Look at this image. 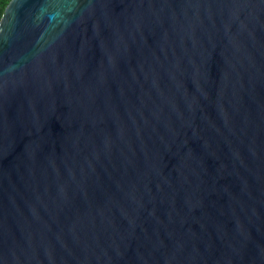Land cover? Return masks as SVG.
Here are the masks:
<instances>
[{
  "label": "water",
  "instance_id": "1",
  "mask_svg": "<svg viewBox=\"0 0 264 264\" xmlns=\"http://www.w3.org/2000/svg\"><path fill=\"white\" fill-rule=\"evenodd\" d=\"M0 264H264V0H7Z\"/></svg>",
  "mask_w": 264,
  "mask_h": 264
},
{
  "label": "trees",
  "instance_id": "2",
  "mask_svg": "<svg viewBox=\"0 0 264 264\" xmlns=\"http://www.w3.org/2000/svg\"><path fill=\"white\" fill-rule=\"evenodd\" d=\"M6 2H7V0H0V15L2 13L3 7H4Z\"/></svg>",
  "mask_w": 264,
  "mask_h": 264
}]
</instances>
